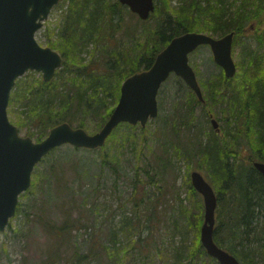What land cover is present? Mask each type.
<instances>
[{
    "label": "rangeland",
    "instance_id": "374dc122",
    "mask_svg": "<svg viewBox=\"0 0 264 264\" xmlns=\"http://www.w3.org/2000/svg\"><path fill=\"white\" fill-rule=\"evenodd\" d=\"M170 2L171 9L183 4L181 0ZM155 3L163 4L162 0H155ZM228 4L229 11L234 15L243 2L229 0ZM67 9V4L60 0L39 29L36 36L38 42L50 46L53 40H59L63 14ZM161 19L156 15L150 19V23L157 26ZM127 20V25L135 22L129 16ZM139 27L141 31L144 26L140 24ZM247 28L248 31L236 36L234 41L233 56L237 67L244 66L255 51L264 55V22H256V25L250 23ZM197 31L216 38L225 34ZM115 37L123 38L127 44L133 42L123 29L117 31ZM53 48L62 53L59 46ZM95 49L93 42L81 54L85 63L98 58L100 50ZM189 58L201 83L217 80L223 71L215 62L209 45L199 47ZM41 77V72L28 71L17 80L12 94L28 82L38 83ZM188 90L189 86L177 74H172L159 92L160 113L145 128L137 125L138 132H133V135L125 124L103 148L95 150L80 148L74 151L76 148L69 144L61 147L63 155L58 158L61 160L58 165L64 166L65 174L59 178L55 176L51 181L46 177L36 193L28 199L21 197V202L26 204L22 213H17L11 221L12 225L0 233V264H49L50 255L55 256L53 264H71L76 252L95 254L76 264L209 263L212 258L209 255L191 256L201 230L195 227V218L201 211L203 215L205 206L203 196L190 189L193 185L192 172L199 170L203 173L218 195L219 192L224 196L229 193L213 178L214 170L206 164L198 168L201 162L198 142L208 141L213 131L216 132L211 125V115L201 104L196 108L190 128L181 125L180 115H175L183 112L175 105L187 101ZM109 101L111 106L116 105V98ZM221 106L215 107L212 112L221 127L219 135L227 126L228 115ZM8 111L11 122L18 127L21 135L40 141L38 138L42 132L37 131L35 121H32L33 115L26 106L9 104ZM74 119L73 127H81L79 125L83 121L82 128L91 134L97 133L105 123L97 113H77ZM242 150L238 156L240 160L253 166L249 158L252 152L250 147L245 145ZM104 151L109 154L110 165L103 162ZM48 162L37 165L35 171L45 168ZM254 213L256 217L252 218L253 221L251 219L249 242L261 246L264 239L258 241L256 238L258 233L262 235L264 209L257 208ZM66 215H70L73 222L64 236V245L59 249L46 221L61 225ZM222 245L230 251L227 242L223 241ZM238 248L242 250L243 247ZM231 253L235 255L233 251Z\"/></svg>",
    "mask_w": 264,
    "mask_h": 264
},
{
    "label": "trees",
    "instance_id": "16d2710c",
    "mask_svg": "<svg viewBox=\"0 0 264 264\" xmlns=\"http://www.w3.org/2000/svg\"><path fill=\"white\" fill-rule=\"evenodd\" d=\"M62 1L68 7L63 14L62 31L57 38L59 40L49 44L61 48L64 66L56 72V78L51 82H45L41 77L38 83L28 82L10 97V105L23 104L31 112L37 131L42 132L38 138L40 141L54 126L65 121L72 125L77 113H97L106 122L115 107L111 106L109 99L116 98L118 102L122 82L134 73L150 69L156 56L174 37L197 30H210L215 34L234 30L239 37L248 31V24L264 22V0H242L243 4L234 15L229 11V0H181L183 4L175 9H171L170 0H162L163 4L157 5L150 17H162L157 26L152 25L150 19L144 21L138 18L119 0ZM128 16L135 21L134 24L127 25ZM140 24L144 26L141 31ZM120 29L125 30L128 38H131V44L115 37ZM93 42L96 44L95 51L100 50V53L91 63H85L81 54ZM251 55L244 66H238L239 71L233 78H227L222 71L217 80L202 82L204 102L188 90L187 101L175 105L183 112L175 115H180L181 125L190 128L196 108L201 104L209 115L214 116L212 112L215 107L221 105L222 111L228 114L223 134L213 131L208 141H200L197 145L201 160L198 168L206 164L214 170L213 178L229 193L224 196L218 191L221 206L217 208L218 224L214 237L221 247L223 241L227 242V248L242 260V264H264V242L261 246L249 242L252 218L256 217L254 212L257 208L264 209V179L254 166L245 164L238 157L246 145L252 151L249 158L253 162L255 158L264 161V55L258 51ZM83 125L84 122H80L79 126ZM126 126L131 134L138 132L136 126ZM174 126L177 127L176 124ZM77 150L80 148L74 149ZM62 155L61 147H58L43 159L41 163L49 161L47 166L34 171L32 186L22 196L28 199L36 193L46 177L51 181L55 176L59 178L65 174L64 166L58 165L61 161L58 158ZM108 156V152H105L103 162L110 165ZM190 189L195 192L193 185ZM24 205V202H20L18 214L22 213ZM198 215L194 225L201 229L204 221L202 211ZM70 217L64 216L61 225L46 221L59 249L64 245V236L73 222ZM196 238L191 256L208 255L199 233ZM262 239L264 227L262 235L258 233L256 238L258 241ZM239 246L243 247L242 250H239ZM74 255L71 264L95 254L76 252ZM210 260L207 264H219L215 259ZM55 261V256L50 255L49 264Z\"/></svg>",
    "mask_w": 264,
    "mask_h": 264
},
{
    "label": "water",
    "instance_id": "95a60500",
    "mask_svg": "<svg viewBox=\"0 0 264 264\" xmlns=\"http://www.w3.org/2000/svg\"><path fill=\"white\" fill-rule=\"evenodd\" d=\"M60 0H0V232L5 231L15 216L19 197L29 190L32 173L54 148L70 144L74 147L98 149L122 122L144 127L159 114L158 96L164 82L177 74L194 91L200 101L204 93L189 55L200 46H211L215 62L231 78L238 67L233 56L235 31L215 38L202 32H185L174 37L156 56L152 67L130 75L122 83L120 99L109 115V120L95 134L83 128L74 129L64 122L51 129L41 142L18 133L8 115L10 96L17 79L28 71L41 72L50 82L63 66V56L56 50L37 42L36 35ZM142 20H148L156 8L155 0H119ZM212 124L219 130V122ZM254 167L264 179V162L255 161ZM191 182L201 193L205 204V218L201 241L209 255L220 264H241L229 251L215 241V223L218 198L203 173L195 170Z\"/></svg>",
    "mask_w": 264,
    "mask_h": 264
}]
</instances>
